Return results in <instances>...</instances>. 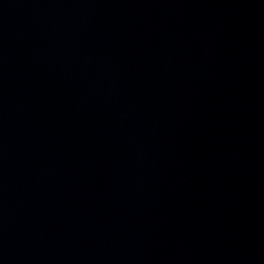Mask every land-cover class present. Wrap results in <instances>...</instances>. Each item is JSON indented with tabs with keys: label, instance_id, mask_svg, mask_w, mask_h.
Returning a JSON list of instances; mask_svg holds the SVG:
<instances>
[{
	"label": "water",
	"instance_id": "water-1",
	"mask_svg": "<svg viewBox=\"0 0 264 264\" xmlns=\"http://www.w3.org/2000/svg\"><path fill=\"white\" fill-rule=\"evenodd\" d=\"M0 264H264V0H0Z\"/></svg>",
	"mask_w": 264,
	"mask_h": 264
}]
</instances>
